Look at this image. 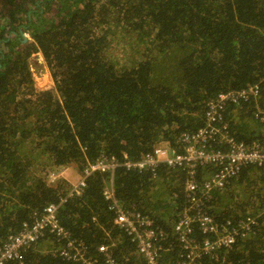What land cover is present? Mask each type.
<instances>
[{
	"label": "trees",
	"instance_id": "1",
	"mask_svg": "<svg viewBox=\"0 0 264 264\" xmlns=\"http://www.w3.org/2000/svg\"><path fill=\"white\" fill-rule=\"evenodd\" d=\"M33 54L43 56L52 89H35ZM263 78L264 0H0V241L68 197L57 218L87 256L106 264L98 250L104 244L118 264H145L116 225L114 204L173 237L186 206L183 172L166 165L156 175L95 171L71 196L70 183L52 184L49 176L65 165L83 172L102 155L136 161L159 143L176 147L183 133L204 125L209 100L249 84L261 83V97L228 104L225 120L238 141L264 143V123L253 118L264 108ZM211 171L201 169L200 178ZM241 175L214 194L209 212L219 222L260 213L256 181L264 183V167ZM108 188L115 202L105 198ZM259 222L219 262L204 264H264V214ZM62 247L45 234L22 262L82 264L62 258ZM176 254L163 260L170 264Z\"/></svg>",
	"mask_w": 264,
	"mask_h": 264
},
{
	"label": "built area",
	"instance_id": "2",
	"mask_svg": "<svg viewBox=\"0 0 264 264\" xmlns=\"http://www.w3.org/2000/svg\"><path fill=\"white\" fill-rule=\"evenodd\" d=\"M258 96L260 87L258 84H252L239 90L221 93L209 100L205 107V124L194 132L182 134L180 151L166 145H157L153 153L142 156L140 160L131 161L124 155L123 162L114 156L102 155L96 163L87 166L82 178L72 185L69 196L73 193L79 194L85 185L86 177L94 171L113 175L116 169L124 168L126 171L150 170L155 173L162 163L182 169L187 175L186 206L174 225V238L161 228L155 227L149 217L135 210L125 211L117 206L115 223L136 244L138 253L146 260V264H160L159 251H173L175 246L178 247V258L172 264H201L204 258L219 262L220 252L231 249L237 239L253 234L260 225V215L264 214V188L263 205L257 216L246 215L241 219L219 222L208 212L214 191L224 189L242 169L264 166V143L236 140L224 116L228 104L240 105L256 101ZM255 115L264 123V109H257ZM203 166L214 167L213 173L200 180L197 178V171ZM68 170L69 167H64L58 177L64 176ZM49 179L52 183L57 180L54 174L50 175ZM104 195L106 199H114L109 188ZM66 199L67 197H63L59 203H51L31 225L24 223L17 234L0 241V264L11 261L23 264L24 252L48 233L62 242L63 247L58 252L62 258L82 264H97L96 259L87 256L84 244L72 239L71 234L59 224L57 213ZM195 226L200 231V239L196 236ZM98 250L105 257L106 264H118L108 245L103 244Z\"/></svg>",
	"mask_w": 264,
	"mask_h": 264
},
{
	"label": "clouds",
	"instance_id": "3",
	"mask_svg": "<svg viewBox=\"0 0 264 264\" xmlns=\"http://www.w3.org/2000/svg\"><path fill=\"white\" fill-rule=\"evenodd\" d=\"M48 73V72H47ZM262 83H264V78H263V80H262ZM256 84H258L259 85V87H260V96H258V98L256 99V101H252V102H257L258 100H259V98L261 97V83H256ZM249 85H252V84H249ZM248 86V85H247ZM246 87V86H245ZM244 87V88H245ZM44 90H47V89H44ZM247 103H249V102H247ZM257 109H264V108H262V107H257L255 110H254V112H253V118H254V120L255 121H259V122H261L259 119H257L255 116V113H256V110ZM204 120H205V111H204ZM261 123H263V122H261ZM205 124V123H204ZM230 125V124H229ZM202 127V126H201ZM199 129V128H198ZM197 129V130H198ZM196 131V130H195ZM194 132V131H193ZM231 132H232V130H231ZM232 134H233V132H232ZM182 136V135H181ZM233 136H234V134H233ZM235 137V136H234ZM180 139H181V137H180ZM180 139H179V142H178V146H176V147H174V146H172V145H169L168 143H159V144H157V145H166V146H168L169 148H171V149H175V150H177V151H180L181 149H182V145H181V142H180ZM236 139V138H235ZM237 140V139H236ZM156 145V146H157ZM155 150V149H154ZM154 152V151H153ZM152 152V153H153ZM124 155H126V154H124ZM147 155V154H146ZM144 156V155H143ZM128 158V157H127ZM141 159V158H140ZM139 159V160H140ZM120 161V160H119ZM124 161H125V159H124ZM132 161V160H131ZM136 161H138V160H136ZM120 162H123V161H120ZM160 165H166L167 167H169V168H171V169H174V170H180L181 172H183L184 173V175H185V182H184V199H185V205H186V197H185V188H186V182H187V175H186V172L184 171V170H182V169H178V168H172V167H170V166H168L166 163H162V164H160ZM159 165V166H160ZM159 166L157 167V169L159 168ZM64 167H69V170H68V172L69 171H72L73 169H72V166L71 165H65V166H63V167H61L60 168V170L56 173V174H54V175H56V179H63L64 177H65V175H67L68 174V172L66 173V174H64V176H60V177H58V175L60 174V172H61V170L64 168ZM207 167H210L211 169H212V171L210 172V173H205V174H203V178H200V170L201 169H203V168H207ZM264 167V166H263ZM263 167H256V168H263ZM213 168L214 167H212V166H203V167H199L198 168V171H197V178L199 177L200 178V180H203V179H205V178H207V177H209L212 173H213ZM247 168H250V167H247ZM247 168H244V169H247ZM86 169V168H85ZM84 169V170H85ZM119 169V168H118ZM124 169V168H123ZM157 169H156V172L155 173H153L154 175H156L157 174ZM244 169H242V171L244 170ZM125 170V169H124ZM126 171V170H125ZM129 171H131V170H129ZM134 171H137V170H134ZM143 171H145V170H143ZM150 171V170H149ZM242 171L240 172V174L237 176V177H235L234 179H232L227 185H226V187L224 188V189H226L231 183H235L238 179H241V173H242ZM95 172V171H94ZM100 172V171H99ZM138 172H142V171H138ZM151 172V171H150ZM101 173H106V172H101ZM52 175V174H51ZM82 175H83V172L81 171V177L78 179V181L82 178ZM50 177V176H49ZM63 180H65V179H63ZM51 181V180H50ZM78 181L76 182V183H78ZM68 183H69V181H67ZM75 183V184H76ZM53 184V183H52ZM74 184V185H75ZM71 187H72V185H71ZM71 187H70V190H69V193H70V191H71ZM264 188V183H263V185H262V187H261V194H262V189ZM224 189H222V190H217V191H214L213 192V196H212V200H211V202H210V204H209V208H208V212L210 211V209H211V203H212V201H213V199H214V194L215 193H217V192H221V191H223ZM81 192V191H80ZM74 194H77V193H73L72 195H74ZM80 194V193H79ZM69 196V195H68ZM71 196V195H70ZM68 198V197H67ZM112 200H114V202H115V199H112ZM66 202V201H65ZM114 206H115V211H116V213L118 214V212H117V206L119 207V208H121L116 202H115V204H114ZM261 208V207H260ZM124 210V209H123ZM131 210H134V208H132ZM184 211V210H183ZM209 214H210V212H209ZM211 215V214H210ZM246 215H253V214H249V212L247 213V214H245V215H243V216H237V217H230V218H228V219H241V218H243V217H245ZM117 216V215H116ZM181 216H182V214H181ZM254 216H257V215H254ZM214 217V216H213ZM216 218V217H215ZM217 220V219H216ZM227 220V219H226ZM153 221V220H152ZM225 221V220H224ZM153 224H154V226L155 227H158V226H156L155 225V223H154V221H153ZM176 224V223H175ZM160 228V227H159ZM256 232V231H255ZM254 232V233H255ZM166 233H168V232H166ZM195 233H196V236H197V238L198 239H200L201 238V234H200V231L198 230V227L197 226H195ZM253 233V234H254ZM49 234V233H48ZM169 234V233H168ZM253 234H251V235H253ZM49 235H52V234H49ZM250 235V236H251ZM54 236V235H53ZM169 236L171 237V235L169 234ZM249 236V237H250ZM55 237V236H54ZM249 237H245V238H239V239H246V238H249ZM56 238V237H55ZM171 238H174V229H173V237H171ZM238 240V239H237ZM237 242V241H236ZM235 242V243H236ZM234 246V245H233ZM232 246V247H233ZM164 247H166V246H164ZM176 249V251H177V254H176V258L174 259V261L172 262V263H174L176 260H177V258H178V247H176L175 246V248H174V250ZM167 252H173V251H166V250H160L159 251V258H158V261H159V263L160 264H167V263H165V261L163 260V253H167ZM137 254L141 257V259L143 260V262L146 264V260L142 257V255L141 254H139L138 253V250H137ZM206 260H209V259H207V258H204L202 261H201V264H204V262L206 261ZM73 262H75V261H73ZM172 263H170V264H172Z\"/></svg>",
	"mask_w": 264,
	"mask_h": 264
},
{
	"label": "rangeland",
	"instance_id": "4",
	"mask_svg": "<svg viewBox=\"0 0 264 264\" xmlns=\"http://www.w3.org/2000/svg\"><path fill=\"white\" fill-rule=\"evenodd\" d=\"M26 37L27 39H30L28 35ZM122 43H124V41L123 42L119 41L118 44L113 45L112 49L114 53L118 52V49ZM135 51L136 50L133 48L130 54L121 61L123 62L127 61L129 59V56L132 55ZM34 58L39 59V61L41 62L40 68L38 69V73L37 75H35V77H38V79H36L34 82L35 89L37 90L52 89L54 87V83L52 82L53 80L49 72L47 73V67L45 65L43 56L41 54H33L30 59L32 60ZM71 166H72L73 171H69L68 174L65 175L63 179H65L66 181H69L70 185H74L75 182H77L78 179L81 177V171L78 169L76 165H71ZM256 182H257V188H261L263 183L260 180V178H257Z\"/></svg>",
	"mask_w": 264,
	"mask_h": 264
},
{
	"label": "flooded vegetation",
	"instance_id": "5",
	"mask_svg": "<svg viewBox=\"0 0 264 264\" xmlns=\"http://www.w3.org/2000/svg\"><path fill=\"white\" fill-rule=\"evenodd\" d=\"M30 67H31V69H32V72L35 74V75H37V73H38V69L40 68V64H41V62L39 61V59H37V58H34V59H30Z\"/></svg>",
	"mask_w": 264,
	"mask_h": 264
},
{
	"label": "water",
	"instance_id": "6",
	"mask_svg": "<svg viewBox=\"0 0 264 264\" xmlns=\"http://www.w3.org/2000/svg\"><path fill=\"white\" fill-rule=\"evenodd\" d=\"M26 39H27V38L25 37V40H24V41H26Z\"/></svg>",
	"mask_w": 264,
	"mask_h": 264
},
{
	"label": "crops",
	"instance_id": "7",
	"mask_svg": "<svg viewBox=\"0 0 264 264\" xmlns=\"http://www.w3.org/2000/svg\"><path fill=\"white\" fill-rule=\"evenodd\" d=\"M73 171V170H72ZM76 183V182H75Z\"/></svg>",
	"mask_w": 264,
	"mask_h": 264
}]
</instances>
